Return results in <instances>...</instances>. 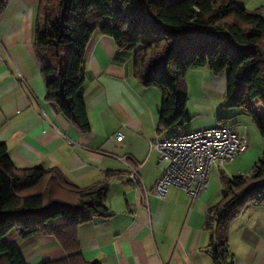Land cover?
<instances>
[{"label": "crops", "instance_id": "1", "mask_svg": "<svg viewBox=\"0 0 264 264\" xmlns=\"http://www.w3.org/2000/svg\"><path fill=\"white\" fill-rule=\"evenodd\" d=\"M38 1L9 0L0 16V142L6 143L14 165L57 166L65 180L78 187L108 183L104 204L110 215L94 217L78 227L80 251L86 260L214 264L204 220L207 209L219 199L220 181L208 178L195 199L175 187L162 199L154 193L162 166L149 142L178 134L157 131L160 91L136 81L132 51L119 49L110 36L96 30L83 63L82 95L91 130L80 133L45 100L46 86L33 49ZM239 2L248 11L264 9V0ZM207 71L204 66L191 67L184 77L188 102L193 94L194 107L210 117L200 128L217 124L219 117L227 118L213 108L217 98L218 106H225L226 77L210 71L209 76ZM256 107L263 109L259 104ZM194 129L189 126L185 131ZM242 130L247 151L250 137ZM137 164H141L140 184L135 187L128 173L129 166ZM240 173L248 174L237 170L230 176ZM7 243L18 248L26 264L67 256L52 236L14 234ZM228 253L233 264H264V203L248 206L232 221Z\"/></svg>", "mask_w": 264, "mask_h": 264}, {"label": "trees", "instance_id": "2", "mask_svg": "<svg viewBox=\"0 0 264 264\" xmlns=\"http://www.w3.org/2000/svg\"><path fill=\"white\" fill-rule=\"evenodd\" d=\"M9 0H0V16ZM56 6V8H55ZM55 8V9H54ZM263 8L248 11L239 0H39L33 49L46 86L45 100L82 134L91 130L82 95L83 63L93 33L110 36L133 52L134 76L161 93L159 133L186 132L191 67L225 75L226 107L249 114L261 136L264 117ZM226 120L219 117L218 121ZM220 177V196L206 211L214 264H233L228 228L248 206L264 203V154L251 172ZM109 185L78 187L57 166L16 167L0 142V264H26L7 239L17 234L52 236L67 256L42 264H100L83 258L78 227L109 216L104 204Z\"/></svg>", "mask_w": 264, "mask_h": 264}, {"label": "built area", "instance_id": "3", "mask_svg": "<svg viewBox=\"0 0 264 264\" xmlns=\"http://www.w3.org/2000/svg\"><path fill=\"white\" fill-rule=\"evenodd\" d=\"M259 1V0H255ZM121 139V135H116ZM158 153L161 174L154 184L157 198L166 196L170 187L185 191L195 199L206 188L213 167L240 157L248 147L247 136L237 124L218 122L149 142ZM141 164L129 166L128 179L133 186L140 184ZM244 175V173H240Z\"/></svg>", "mask_w": 264, "mask_h": 264}, {"label": "rangeland", "instance_id": "4", "mask_svg": "<svg viewBox=\"0 0 264 264\" xmlns=\"http://www.w3.org/2000/svg\"><path fill=\"white\" fill-rule=\"evenodd\" d=\"M255 1V0H253ZM260 1V0H259ZM257 2V1H255ZM56 8V6H55ZM54 8V9H55ZM207 74L210 76V72L207 71ZM193 87H191V90ZM191 100L188 102L186 107V114L190 118V123L187 125L186 128L189 126L194 129L202 127L204 123L209 120V114L205 113L206 111L200 110L198 108L194 107V99L193 94L191 95ZM220 99V98H219ZM218 98L214 100V104L216 102V105H213V108L218 111V114L222 116H227L226 120L229 124L237 123L240 125L242 129H245L250 137L249 142V148L246 152H244L240 157H237L233 161H229L221 165L220 167H213L210 174H209V180L215 181L217 183L220 181L219 172L224 171L228 176L231 174L237 172V170H243L244 172H251L252 166L254 163L264 154V136H261L257 130V127L252 121V118L249 114L244 112L241 108H235V107H226L223 106L219 107L218 104L220 103V100ZM264 109V107H262ZM263 109H257V112L262 114ZM208 112V111H207ZM264 117V114H262ZM178 132V129H170L168 131H165L166 135L170 133ZM253 133V136L252 135Z\"/></svg>", "mask_w": 264, "mask_h": 264}]
</instances>
